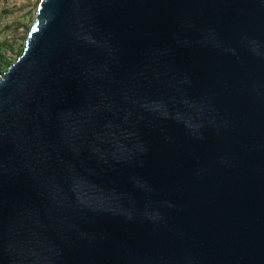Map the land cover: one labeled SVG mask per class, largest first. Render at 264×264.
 <instances>
[{
  "label": "water",
  "instance_id": "95a60500",
  "mask_svg": "<svg viewBox=\"0 0 264 264\" xmlns=\"http://www.w3.org/2000/svg\"><path fill=\"white\" fill-rule=\"evenodd\" d=\"M0 264H264V0H40Z\"/></svg>",
  "mask_w": 264,
  "mask_h": 264
},
{
  "label": "rangeland",
  "instance_id": "374dc122",
  "mask_svg": "<svg viewBox=\"0 0 264 264\" xmlns=\"http://www.w3.org/2000/svg\"><path fill=\"white\" fill-rule=\"evenodd\" d=\"M40 0H21L10 12L0 8V42L10 41L15 46V52L21 45H25L28 28L33 25L35 11ZM12 7V6H11ZM10 57L16 54L8 53Z\"/></svg>",
  "mask_w": 264,
  "mask_h": 264
},
{
  "label": "trees",
  "instance_id": "16d2710c",
  "mask_svg": "<svg viewBox=\"0 0 264 264\" xmlns=\"http://www.w3.org/2000/svg\"><path fill=\"white\" fill-rule=\"evenodd\" d=\"M12 8L4 9L6 13L10 12ZM30 28H28L29 30ZM25 45H21L15 52V46L10 41L6 40L0 42V77L7 71L10 65L21 55ZM8 53H15L16 57L8 56Z\"/></svg>",
  "mask_w": 264,
  "mask_h": 264
},
{
  "label": "built area",
  "instance_id": "2783aa9c",
  "mask_svg": "<svg viewBox=\"0 0 264 264\" xmlns=\"http://www.w3.org/2000/svg\"><path fill=\"white\" fill-rule=\"evenodd\" d=\"M20 2L21 0H0V8H3V7H5V9L14 8Z\"/></svg>",
  "mask_w": 264,
  "mask_h": 264
}]
</instances>
